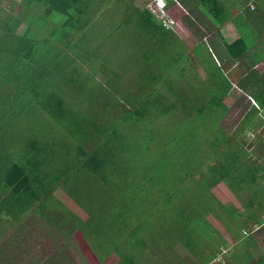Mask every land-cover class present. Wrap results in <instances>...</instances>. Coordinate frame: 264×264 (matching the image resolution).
Segmentation results:
<instances>
[{
    "label": "trees",
    "instance_id": "1",
    "mask_svg": "<svg viewBox=\"0 0 264 264\" xmlns=\"http://www.w3.org/2000/svg\"><path fill=\"white\" fill-rule=\"evenodd\" d=\"M154 1L23 0L7 12L0 0V221L20 225L0 264L38 259L27 216L43 240L71 239L90 264L111 254L117 264H212L247 230L222 204L231 235L218 229L212 189L225 183L241 201L264 174V138L247 148L264 128V73L252 75L256 104L223 127L233 82L244 81L231 64L249 53L240 26L261 38L264 18L190 0L217 26L214 53L182 22L158 20Z\"/></svg>",
    "mask_w": 264,
    "mask_h": 264
},
{
    "label": "rangeland",
    "instance_id": "2",
    "mask_svg": "<svg viewBox=\"0 0 264 264\" xmlns=\"http://www.w3.org/2000/svg\"><path fill=\"white\" fill-rule=\"evenodd\" d=\"M179 2H182L179 3ZM225 3L228 4V6L233 10L235 14L239 13L242 8L239 7L242 4L236 3L234 0H225ZM23 0H3L2 8L3 10L7 12H12L15 10H20V8L23 7ZM190 5V6H189ZM245 5V4H244ZM189 6V7H188ZM252 9V7H251ZM37 15L41 14L43 12V9L41 7H35L33 10ZM197 8L196 3L190 2V0H174V4H171V6L168 8L167 17L168 19L175 24V22H182L186 26V28L189 30L190 34L192 36L196 37V40L200 39L203 40L207 45L211 47V50H214V53H217V51L223 50L222 47H213V43H218V39H216V25H213L208 20L206 21L204 19V22H200L197 19ZM200 15V14H199ZM110 18V17H108ZM191 19L193 21V25H190L186 23L187 19ZM158 20H160L158 18ZM186 21V22H185ZM241 27V34L244 38L247 40V44L249 45V50L247 57L240 61L239 63H233L231 64L228 62L227 57L225 56V65L231 64L235 68H240V71L244 73V81L238 80V82L235 80L233 90L231 94L228 96L227 104L231 107L230 112L228 116L226 117L223 127L227 131H233L237 125H239L240 121L242 120L244 113L248 110L249 106L252 104V99H257L258 97V90L256 89V82H252V75H257L260 80L264 73V59L260 61H256V58L260 57L258 56V53L264 52V27L261 29L262 36L261 38L258 37L257 30H253L252 28L248 26V24H243ZM41 35L44 34V30L39 31ZM107 33H110V31H106ZM259 32V31H258ZM107 33L105 34L107 36ZM122 38L124 35H120ZM198 38V39H197ZM245 40V41H246ZM221 48V49H220ZM107 51V50H106ZM223 52V51H221ZM255 57V58H254ZM255 60V61H254ZM219 63L221 61L219 60ZM198 73L202 78L206 76L204 70L197 64ZM230 68V65L228 67ZM234 69V68H232ZM256 69V71H255ZM93 75V81H95V85H99V83H102L101 77H99L98 74H92ZM206 79V78H204ZM259 84V83H258ZM251 139L248 141V150L253 149L254 141L257 138L258 135H260L262 138H264V128L263 130H259L257 135H253L252 133L248 134ZM214 199L213 201H216V209L218 211V214L214 219H216L218 222L220 221L222 224L218 227V229H221L225 234L230 233L229 229V218L226 216V212L223 206H234L236 207L237 211H248L249 214L252 213V209L250 208H258L256 202L253 204L249 201L254 198V195L257 194H251L250 197H247V200L243 203H241L240 200L236 199V197L229 192L228 186L225 183H221L217 185L216 187H213L212 189ZM264 196V195H263ZM222 204L223 206L219 205ZM248 214V215H249ZM256 215H258V212H255ZM248 215L246 217H248ZM219 216V218H218ZM35 220H33V217L27 216V219L22 223L24 225V229L27 228L29 230H32V233L37 235L35 238L36 243H34V248H36L37 252L39 250V256L38 259L32 258L29 259L28 257H22V255H15L17 259L16 261H19L20 264H90V262L84 258L82 255V249L81 247L73 242L71 239L67 240H61L60 242H55L52 239H42L40 236H42V232L39 231L36 227H34ZM249 226V225H248ZM211 227V226H210ZM20 225H11V224H4L2 221H0V248L5 245V249L9 247L8 240L14 236L15 232H18L20 229ZM213 228V227H211ZM23 233V231H21ZM31 233V234H32ZM24 234V233H23ZM227 234V235H228ZM255 234V233H254ZM240 235L244 236L247 234L240 231ZM240 235H237L239 237ZM250 236V233L248 234ZM256 236V235H255ZM258 236V235H257ZM28 235L24 236V239L27 238ZM254 237H251L253 239ZM248 241V238H246ZM233 241L236 243V240L233 239ZM246 241V242H247ZM249 242V241H248ZM223 251V253L227 252V257H221V259H217L212 264H236V260L231 259V254L236 252L235 248L229 250H226L225 247H221L220 249ZM9 260V259H6ZM118 257L114 254H111L108 256L104 261H102L100 264H117ZM17 263V264H19Z\"/></svg>",
    "mask_w": 264,
    "mask_h": 264
},
{
    "label": "crops",
    "instance_id": "3",
    "mask_svg": "<svg viewBox=\"0 0 264 264\" xmlns=\"http://www.w3.org/2000/svg\"><path fill=\"white\" fill-rule=\"evenodd\" d=\"M234 2L242 4L239 6L242 8V10L235 15H240L241 13L250 14L253 12L251 13V16H253H250L251 19L264 18V0H234ZM259 162L262 163V168H264V154L262 156V161ZM261 175L264 174L259 175L260 184L257 185L255 190L245 194L244 198L241 200V203L245 202L247 197H250L251 194H257L258 196L264 195V177ZM260 190H263V192L261 193ZM257 206L258 208H250L252 209L251 214H249V210L246 212L243 210L239 211V213L242 214L241 219L247 226V230H243L244 232H247V236L244 235L237 237V241L234 243L235 245L233 248H235L236 251V259H231L236 260V264H262V261H264V204H259ZM255 212H258V215H256ZM247 215L248 217H246ZM249 233L250 236L248 235ZM251 237L254 238L251 239ZM246 238H248L249 242L246 240Z\"/></svg>",
    "mask_w": 264,
    "mask_h": 264
},
{
    "label": "clouds",
    "instance_id": "4",
    "mask_svg": "<svg viewBox=\"0 0 264 264\" xmlns=\"http://www.w3.org/2000/svg\"><path fill=\"white\" fill-rule=\"evenodd\" d=\"M152 4H155L157 9L164 14V17L166 19H168V17H167V12H168L167 6H168V4H167L166 0H155ZM152 4H150V6ZM150 6H149V8H150ZM252 101H253L252 104H256L254 99H252Z\"/></svg>",
    "mask_w": 264,
    "mask_h": 264
},
{
    "label": "built area",
    "instance_id": "5",
    "mask_svg": "<svg viewBox=\"0 0 264 264\" xmlns=\"http://www.w3.org/2000/svg\"><path fill=\"white\" fill-rule=\"evenodd\" d=\"M150 10L153 12L154 15H156L157 18L162 20L166 26H170L171 24H173L169 19H166L164 17V14L157 9L155 4H152L150 6Z\"/></svg>",
    "mask_w": 264,
    "mask_h": 264
}]
</instances>
